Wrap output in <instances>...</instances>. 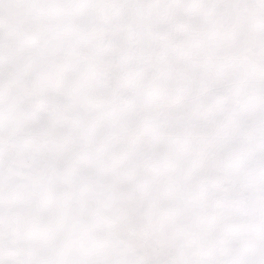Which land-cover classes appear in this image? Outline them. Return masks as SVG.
Wrapping results in <instances>:
<instances>
[{"label": "snow or ice", "instance_id": "snow-or-ice-1", "mask_svg": "<svg viewBox=\"0 0 264 264\" xmlns=\"http://www.w3.org/2000/svg\"><path fill=\"white\" fill-rule=\"evenodd\" d=\"M0 264H264V0H0Z\"/></svg>", "mask_w": 264, "mask_h": 264}]
</instances>
